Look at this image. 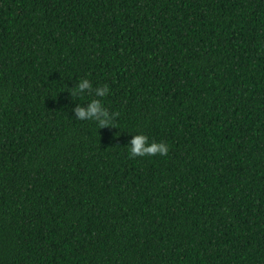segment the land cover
Instances as JSON below:
<instances>
[{
  "label": "trees",
  "instance_id": "trees-1",
  "mask_svg": "<svg viewBox=\"0 0 264 264\" xmlns=\"http://www.w3.org/2000/svg\"><path fill=\"white\" fill-rule=\"evenodd\" d=\"M0 264H264V0H0Z\"/></svg>",
  "mask_w": 264,
  "mask_h": 264
},
{
  "label": "clouds",
  "instance_id": "clouds-1",
  "mask_svg": "<svg viewBox=\"0 0 264 264\" xmlns=\"http://www.w3.org/2000/svg\"><path fill=\"white\" fill-rule=\"evenodd\" d=\"M92 89V85L87 78H80L74 90L78 93L85 92ZM98 97H103L108 91L107 85L96 86L94 89ZM76 113V119H94L97 124L102 127L109 124V113L106 108L101 105L98 99H91L86 107L77 105L73 109ZM147 137L144 134L137 133L127 142L129 153L132 156H143L145 154L152 155L159 153L165 155L168 151V147L163 142H151L146 143Z\"/></svg>",
  "mask_w": 264,
  "mask_h": 264
}]
</instances>
